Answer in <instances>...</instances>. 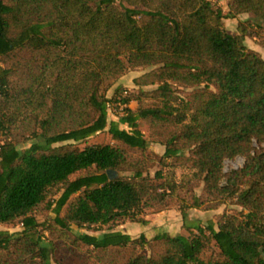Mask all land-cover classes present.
Here are the masks:
<instances>
[{
  "label": "trees",
  "instance_id": "16d2710c",
  "mask_svg": "<svg viewBox=\"0 0 264 264\" xmlns=\"http://www.w3.org/2000/svg\"><path fill=\"white\" fill-rule=\"evenodd\" d=\"M228 3L0 0V225L20 227L0 228V264H52L57 239L93 264H264V56L245 43L264 25L225 22L264 0ZM170 208L189 233L120 228Z\"/></svg>",
  "mask_w": 264,
  "mask_h": 264
},
{
  "label": "rangeland",
  "instance_id": "374dc122",
  "mask_svg": "<svg viewBox=\"0 0 264 264\" xmlns=\"http://www.w3.org/2000/svg\"><path fill=\"white\" fill-rule=\"evenodd\" d=\"M220 5L226 12L229 10V0H214ZM244 21L246 25H254L255 29H260L261 25H264V18L260 17L256 13L253 12H242L237 17H228L225 19L226 25L230 30L233 31H241L240 30V22ZM245 43L254 49L259 50L264 56V45L260 43V37L258 36H246ZM146 69L140 67L129 70L126 74H124L119 80L118 83L121 85L134 86V76L142 73ZM110 92H113L111 90ZM137 105V102H133V106ZM117 109L115 105L110 106V117H116ZM147 134L151 133V129L148 125H143ZM110 138V134L107 130L99 131L95 135L90 136L88 139H84L79 142L81 146L91 144L94 142H103L107 141ZM3 140V133L0 131V143ZM36 139L31 137L26 139L23 143L19 145L21 148L28 147L32 142ZM256 149L264 146V142L259 141L257 138L254 139L253 142ZM154 145L159 151H163L165 146L160 141H155ZM255 153V150H253ZM247 163V156L244 154H237L232 157H226L224 159V169L226 172H229L233 169H240L244 167ZM1 170V165H0ZM232 206V205H230ZM225 205L221 206L218 209H203V208H190L187 212V223H203L206 224L209 219L217 218L218 214L224 209ZM149 218L148 223L143 222H128L125 224V231L132 235H139L141 233H145L146 235L152 237L157 233H168V234H187L189 233V229L185 225V218L183 213L177 208L165 209L163 211L148 213L146 215ZM0 228H7L11 230L19 229V226L13 224H3L0 225ZM99 229L97 231H92L88 228H76L78 232H93L101 234L103 230ZM156 231V232H155ZM59 261H63L66 264H93L87 256L81 252L76 246H72V244H66L64 240L57 239L55 241V248L51 257V263L56 264Z\"/></svg>",
  "mask_w": 264,
  "mask_h": 264
},
{
  "label": "crops",
  "instance_id": "0c3cea01",
  "mask_svg": "<svg viewBox=\"0 0 264 264\" xmlns=\"http://www.w3.org/2000/svg\"><path fill=\"white\" fill-rule=\"evenodd\" d=\"M127 223H128V222H127ZM127 223L122 224V225L120 226V228L124 230V229H125V224H127ZM124 231H125V230H124ZM155 232H156V231H155Z\"/></svg>",
  "mask_w": 264,
  "mask_h": 264
},
{
  "label": "built area",
  "instance_id": "2783aa9c",
  "mask_svg": "<svg viewBox=\"0 0 264 264\" xmlns=\"http://www.w3.org/2000/svg\"><path fill=\"white\" fill-rule=\"evenodd\" d=\"M116 109H117V107H116ZM120 109H122V106H120Z\"/></svg>",
  "mask_w": 264,
  "mask_h": 264
}]
</instances>
